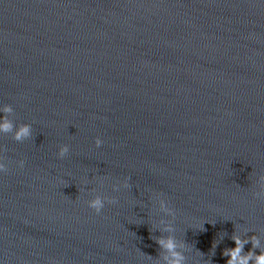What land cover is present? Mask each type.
Wrapping results in <instances>:
<instances>
[{
	"label": "water",
	"instance_id": "1",
	"mask_svg": "<svg viewBox=\"0 0 264 264\" xmlns=\"http://www.w3.org/2000/svg\"><path fill=\"white\" fill-rule=\"evenodd\" d=\"M6 104L33 135L0 134L4 264H152L161 218L188 264L264 233V0H0Z\"/></svg>",
	"mask_w": 264,
	"mask_h": 264
},
{
	"label": "clouds",
	"instance_id": "2",
	"mask_svg": "<svg viewBox=\"0 0 264 264\" xmlns=\"http://www.w3.org/2000/svg\"><path fill=\"white\" fill-rule=\"evenodd\" d=\"M0 134H13V139L16 142H24L29 140L33 135L32 125L29 123H23L19 126L16 125L13 119L14 108L11 104H6L0 106ZM103 144V140L100 138L96 139V146L99 148ZM70 152L68 145H64L59 150V157L64 158ZM19 166H24V161H19ZM7 164L4 162V158L0 155V173L6 172ZM261 181H264V177H261ZM123 187H129L128 181L123 182ZM121 184L114 185V190L119 191ZM257 198L264 199V187L261 191L254 193ZM106 200L108 203L116 204V199H109L107 197L96 195L95 198L88 201V206L96 211L97 214L101 213L105 208ZM160 211L166 216L175 217V211L168 205V202L164 199H159ZM231 220V219H228ZM206 223H211L213 226L215 222L213 221H200L194 223L190 228L199 231H206ZM151 231H160L161 235L159 237L152 236L151 238L156 241V243L162 249L163 255L155 259L147 255L148 261L152 264H188L189 257L186 253L192 251V248L184 241L180 240L176 236V227L171 220H166L161 218L157 223L153 224ZM167 235H164V234ZM249 233H254L249 236ZM224 235L220 236L219 240H215L212 244L210 254L208 258L205 259V253L196 250V254L200 257L197 264H212V257L216 254V249L219 244L223 241ZM231 240L235 242V247L225 248L223 251V256L228 258L227 264H264V233H257L253 229L244 227L242 225L235 224V232L231 235ZM251 243L252 248L250 251H245L246 245ZM257 249L259 254H257ZM0 264H4V261L0 259Z\"/></svg>",
	"mask_w": 264,
	"mask_h": 264
}]
</instances>
